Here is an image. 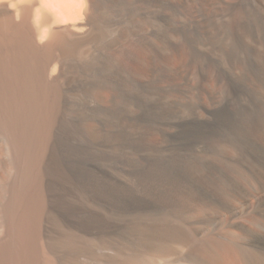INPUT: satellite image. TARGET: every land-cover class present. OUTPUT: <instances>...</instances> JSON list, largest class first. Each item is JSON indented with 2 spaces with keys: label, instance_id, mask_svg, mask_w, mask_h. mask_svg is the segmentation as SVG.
I'll use <instances>...</instances> for the list:
<instances>
[{
  "label": "bare ground",
  "instance_id": "6f19581e",
  "mask_svg": "<svg viewBox=\"0 0 264 264\" xmlns=\"http://www.w3.org/2000/svg\"><path fill=\"white\" fill-rule=\"evenodd\" d=\"M0 264H264V0H0Z\"/></svg>",
  "mask_w": 264,
  "mask_h": 264
}]
</instances>
